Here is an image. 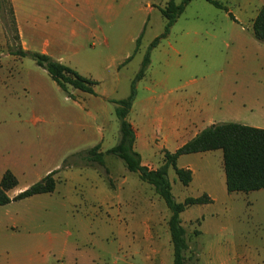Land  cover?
Listing matches in <instances>:
<instances>
[{"label": "rangeland", "instance_id": "374dc122", "mask_svg": "<svg viewBox=\"0 0 264 264\" xmlns=\"http://www.w3.org/2000/svg\"><path fill=\"white\" fill-rule=\"evenodd\" d=\"M214 1L227 10L217 8L205 0H192L168 37L161 40L153 55L152 71L138 84L136 111L129 114V122L136 123L139 113L143 111L142 100L149 96V87L157 91L156 96L165 89L183 87L175 96L182 94L185 98L184 107L211 103L215 94L221 91L237 99L248 92L264 94V43L258 41L253 32V20L264 7V0ZM167 2L108 0L110 40L120 38L111 32L113 25H122L127 39L128 35L133 34L141 37L140 51L120 73L115 99H126L130 95L131 82L140 70L145 51L164 31L166 21L157 10ZM5 16L10 40L6 38L13 45L12 49L8 45L4 54H10L11 50L22 47L14 39L16 33L12 28L9 11L5 12ZM127 44L130 51L134 50V45L128 40ZM30 47L32 52H38L37 46L30 44ZM65 49L57 47L54 54L64 56ZM116 49L111 46L102 53L100 48L96 53H89L86 47L78 48V53L65 57L64 64L75 70L77 68L82 75L94 73V76H112L114 70L108 68L110 60L103 63L104 67L95 61L101 56L105 58V54L115 55ZM174 49H180V52ZM8 65L11 68L6 69ZM33 70L42 69L29 57L20 63L0 62V136L4 135V139L17 144L18 150L22 151L27 146L38 149L40 141L49 132L63 134L73 124L76 111L66 94L45 71V77L53 86L49 91L34 93L23 90L22 83ZM165 72L176 76L168 85L160 84ZM106 86L98 91L103 93ZM110 108V128L120 131V123L115 115L117 106L110 104ZM151 118H155V114ZM147 130L148 137L154 138L157 129ZM23 139L27 140L23 142ZM159 139L154 140L150 152H142L145 162L151 159L153 170L163 164L164 151H176L174 144L168 143L166 150L161 152L158 146H164V143ZM88 157L85 153L67 159L71 164L99 166L89 162ZM118 162L119 173L114 175L115 185L110 172L106 174L110 183L107 185L115 199L122 198L124 194V202L109 211V216L105 206L95 204L87 192H83L84 196L76 195L73 190L77 185L74 183L71 185L72 192L61 185L53 195L44 197L45 202L35 199L6 207L5 210L14 214L40 218L39 221L15 228L14 231H20L18 238L0 237V264L4 263L8 253L15 252L13 243L25 240L28 234L39 235L40 241L48 235L57 238L54 248L47 250L51 252L48 264H56L60 254L64 255L66 264H173V247L168 238L170 211L153 187L140 181L136 174L125 168L126 180L120 171L124 163L120 159ZM188 164L193 165L196 174V182L188 187L180 183L172 168L169 169L168 177L175 200L182 203L188 197H200L208 186L216 201L208 205L192 206L181 217L189 247L185 264H264V190L229 194L222 151L184 155L178 161L180 168ZM122 181L127 183L124 185V193Z\"/></svg>", "mask_w": 264, "mask_h": 264}, {"label": "crops", "instance_id": "0c3cea01", "mask_svg": "<svg viewBox=\"0 0 264 264\" xmlns=\"http://www.w3.org/2000/svg\"><path fill=\"white\" fill-rule=\"evenodd\" d=\"M11 1L15 11L20 46L25 51H31L30 44H33L39 48L38 53L45 54L55 61L64 64L65 57L68 58L69 55L78 53V48L82 49L86 47L89 53H96L99 51V48L101 49L100 53H102L104 49L111 46H115L117 49L115 55L107 56L105 54V58L101 56L95 61L96 64L100 63L99 66L104 67L103 63H107L110 60L111 62L108 68L110 67L114 70L112 76L107 74L94 76V73L85 74V76L79 71L82 76L99 83L95 89L96 95L70 89L73 96V98H70L63 91L66 94L67 100L71 101L72 108L76 110L75 113L73 112L75 114L73 124L70 125L71 127H67V130L63 134L48 131V136H45L40 141L41 144L38 149L27 146L24 151L18 150L17 144H11L9 142L10 140L4 139V135L2 137L0 136V182L7 171L12 172L18 180V186L9 191L8 195L10 198H14L30 186L40 182L47 175L58 171L55 175L57 181L55 192L59 190L61 185L67 187L72 192L71 185L74 183L77 185L73 190L76 195L84 196L83 192H87V196L95 204L105 206L106 213L109 216V211H112L113 208L120 207L124 202V194L122 198L117 197V199L110 194L107 185L109 181L106 178V174L110 172V177L113 179V184L115 185L114 175L116 172L119 173V158L104 155V166L74 164L70 168L61 169V164L69 157H79L96 147L99 148L98 153H106L118 144L119 130L114 127L110 128V104L114 105L111 101L118 100L114 98V94L118 93L121 71L131 64L135 59L134 56L140 51L141 43L139 50L134 54L137 40L140 37L133 34L128 35L127 39L123 26L113 25L111 26V32L116 36H120V38L119 40H110L108 35V26L110 24L108 0ZM151 9L156 10L153 7ZM127 40L131 45H134L133 53L130 51ZM8 43L11 44L6 38V32L0 20V62L7 64L20 63L24 58L12 54H4V50H7L6 47L10 45ZM159 45L151 51L150 66L146 74L150 73L153 69V55L159 48ZM57 47L66 48L64 56L59 57L54 54ZM174 50L177 53L180 52V49ZM146 53L145 51V55ZM145 55L141 60L140 68ZM131 57L132 59L127 61ZM5 68L9 69L11 66L8 65ZM39 69L42 68L39 67ZM44 71V69L33 70L32 73L28 74L22 83L23 90L34 93L49 91L48 89H51L52 84L45 77L46 74H44ZM76 71L78 72L77 68ZM175 79L176 76L174 73L165 72L160 84L168 85ZM105 86L106 88L103 93H100L98 89ZM182 88L165 89L157 96L155 89L151 87L147 88L149 96L145 100H142L143 108L141 110L143 111L139 113L136 123L130 122L136 135L134 150L139 153L142 165L149 169H153V166L150 164L151 159L145 162L142 157V152H150L152 143L159 138L164 143V146H158L162 152L163 149L166 150L165 146L168 143H173L176 150H178L195 138L201 131L217 124L236 123L264 129L263 93L248 92L242 98L237 99L230 97L229 93L221 91L215 94L211 103L207 102L197 104L193 107H184L183 101H185V98H183L182 94L175 96ZM137 101L138 93L131 112L136 111ZM153 114H155V118H151ZM147 129H153V131L157 129L158 134L155 131L154 138L148 137ZM26 140L23 139L22 141L25 142ZM11 145L16 146L13 147ZM11 148L13 150H9ZM123 167L120 171L124 174L126 167ZM184 168L192 171L193 181L191 184H194L196 182V174L193 165L188 164ZM102 169H104V173ZM134 174L139 177L137 173ZM126 184L125 181L121 182L122 193H124V185ZM111 189L113 191L115 190L112 187ZM10 193H13V195L11 196ZM54 193L36 195L0 207V211H3L0 214V237L18 238L20 231H14L15 228L20 227L19 225L22 224L26 225L34 221H39L40 218L35 215L30 217L27 215H19L18 213L14 214L10 210L5 209L15 203L21 204L31 202L35 199H40L41 202H45L43 200L44 197L53 195ZM203 194H207L213 200L212 203H215L216 198L210 187L207 186ZM116 212L119 211L117 210ZM183 214L181 215L182 218ZM39 237L37 234H28L24 238L25 240L14 242L13 248L15 252L8 253L3 264H48V258L50 259L51 252L47 250L54 248L57 238L54 235H48L45 240L40 241ZM168 238L171 242L170 233L168 234ZM60 256L59 259H56V264H66L64 255L60 254Z\"/></svg>", "mask_w": 264, "mask_h": 264}, {"label": "trees", "instance_id": "16d2710c", "mask_svg": "<svg viewBox=\"0 0 264 264\" xmlns=\"http://www.w3.org/2000/svg\"><path fill=\"white\" fill-rule=\"evenodd\" d=\"M192 0H168L166 5L159 9L166 24L163 33L151 43L139 73L131 83L130 95L126 99L112 100L117 106L116 116L120 123L119 142L106 153H98L99 148H93L87 152L89 162L104 166V155L119 158L131 173H137L140 180L147 183L155 190V193L164 201L170 211L168 229L173 247V264H185L186 253L189 250L186 241V233L183 228L181 215L190 207L197 205H208L213 200L203 194L200 197H188L184 202H177L172 194V185L168 177L169 169L172 168L178 180L184 187L190 186L193 181V173L189 169L178 167V160L184 155L207 153L212 151H222L223 169L226 177V188L229 194L249 193L264 190V129L253 128L236 123H223L208 127L201 131L195 138L180 147L174 153L164 151L163 164L158 169H149L142 165L141 157L134 150L136 140L135 131L128 121L133 103L137 95V84L145 76L149 66L151 51L165 39L184 13L186 7ZM217 8L227 10L222 4L214 0H205ZM9 11L12 16V28L15 31L14 39L19 41V33L15 18V11L11 0H0V20L4 25L6 36L10 40V29L7 25L5 12ZM235 20V18L230 15ZM253 32L255 38L264 43V7L258 12L253 20ZM141 37L137 40L135 53L139 50ZM10 44V48L12 49ZM12 55L20 58H31L38 67L44 69L50 78L64 91L70 98H73L70 89L78 90L90 95H96L98 82L82 76L76 70L52 59L51 57L38 53L25 51L22 48L11 50ZM133 57V56H132ZM129 58L127 61H130ZM74 164L66 159L61 169L72 167ZM54 171L47 175L40 182L30 186L25 191L19 193L14 198H10L8 192L18 186L17 178L12 172L7 171L0 182V207L19 202L27 198L54 193L57 187ZM196 235H199L196 232Z\"/></svg>", "mask_w": 264, "mask_h": 264}]
</instances>
